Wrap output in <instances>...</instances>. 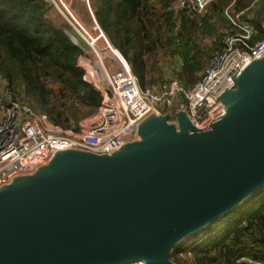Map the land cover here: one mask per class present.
I'll use <instances>...</instances> for the list:
<instances>
[{
	"label": "water",
	"instance_id": "95a60500",
	"mask_svg": "<svg viewBox=\"0 0 264 264\" xmlns=\"http://www.w3.org/2000/svg\"><path fill=\"white\" fill-rule=\"evenodd\" d=\"M255 64L206 130L171 133L167 116L154 115L138 127L145 146L59 152L0 187V264H173L178 240L264 186V70Z\"/></svg>",
	"mask_w": 264,
	"mask_h": 264
},
{
	"label": "trees",
	"instance_id": "16d2710c",
	"mask_svg": "<svg viewBox=\"0 0 264 264\" xmlns=\"http://www.w3.org/2000/svg\"><path fill=\"white\" fill-rule=\"evenodd\" d=\"M232 1L217 0L204 15L176 9L174 0H91V10L139 87L162 82L155 61L160 53L180 62L176 78L190 89L210 57L220 51L223 34L234 32L223 13ZM253 1L235 0V9H247ZM52 8L45 0H0V76L50 123L76 130L82 119L96 112L101 96L82 80L77 66L86 43L68 24L52 17ZM247 21L255 39H261L264 11L255 6ZM152 72L157 77L146 80ZM242 258L264 263V186L174 246L170 255L172 262L185 264H237Z\"/></svg>",
	"mask_w": 264,
	"mask_h": 264
},
{
	"label": "built area",
	"instance_id": "2783aa9c",
	"mask_svg": "<svg viewBox=\"0 0 264 264\" xmlns=\"http://www.w3.org/2000/svg\"><path fill=\"white\" fill-rule=\"evenodd\" d=\"M75 27L96 57L91 60L87 51L77 59L82 70V80L99 92L101 102L96 112L78 123L76 130L62 129L49 122L43 114H36L29 103L12 91L8 81L0 76V187L23 176L33 175L46 166L59 152L79 151L97 156L120 150L127 144L139 140L140 121L149 114L173 117L184 113L196 131L206 130L227 112L221 97L235 90L238 78L254 61L264 57V35L255 39L256 32L247 21L251 18L258 1L249 8L235 9L233 0L225 9L224 16L234 28L225 32L220 51L214 53L200 72L199 80L186 89L176 77L168 84H152L139 87L129 64L120 52L106 39L91 10V0H78L92 18V37L80 25L71 9L73 0H45ZM217 0H174V7L196 15L206 14L209 6ZM264 31V24L262 25ZM74 44V36L66 32ZM98 39H103L111 54L105 57L96 49ZM120 54V59L117 54ZM119 69L111 72L110 67ZM129 264H146L135 261ZM237 264H264L242 258Z\"/></svg>",
	"mask_w": 264,
	"mask_h": 264
},
{
	"label": "rangeland",
	"instance_id": "374dc122",
	"mask_svg": "<svg viewBox=\"0 0 264 264\" xmlns=\"http://www.w3.org/2000/svg\"><path fill=\"white\" fill-rule=\"evenodd\" d=\"M256 6L259 7L262 11H264V0H260L256 4ZM71 9L73 10L74 15H76L75 18L78 20L80 25L83 26V28L87 31V33L89 35H91L92 37H96L98 34H97V32L92 30V28H93L92 18L89 15L86 7L81 2H79L78 0H73ZM51 15H52V17L54 19L58 20L59 22L68 24L69 27L72 28L76 32V29H75L76 26H74L71 21L66 19V17L63 16L54 7L51 10ZM95 46H96V49L99 51V53H101L103 56L110 57L111 54L108 52V50H106L105 43H104L103 39H98ZM84 49L87 51L89 59H91V60H95L96 59V57L94 55V52L90 48L85 47ZM165 59L166 58H162L161 57L160 53H158L156 55V57H155V61H157L158 63H160L162 60H165ZM149 63H151V62L149 61ZM255 65L261 67L264 70V57L259 59V60H257ZM118 69H119V66H116V65L110 67L111 72H114V71H116ZM166 69L167 70L165 72L164 77H165V80H168L169 77H171L173 73L171 72V70H169V67H166ZM251 70H252L251 68L248 69L247 73L251 74V72H252ZM156 77H157L156 73H153V72L150 73V74L148 73L146 75V80H153ZM246 81L247 80H245V82ZM236 98H238V95L237 96H235V95L232 96V95L228 94V95H226V97L224 99L226 101H231V100H235ZM36 114H39V113L36 112ZM158 121L159 120L154 117V114L151 113V114L147 115L144 119H142L140 121V123L145 124V123H153V122H158ZM183 126H186V127L189 128L188 118H187V116L185 114L176 112L174 114V117L165 119V127L171 133H177L178 128L179 127H183ZM131 142H132V137H128L127 138V144H130ZM134 144H135V147L145 146V144L143 142H135ZM26 178L27 179H31L30 177H26ZM185 239H186V237L181 238L180 240H178L174 244V246H176L177 244L181 243ZM173 264H185V263H183L182 261H175V262H173Z\"/></svg>",
	"mask_w": 264,
	"mask_h": 264
},
{
	"label": "crops",
	"instance_id": "0c3cea01",
	"mask_svg": "<svg viewBox=\"0 0 264 264\" xmlns=\"http://www.w3.org/2000/svg\"><path fill=\"white\" fill-rule=\"evenodd\" d=\"M254 11H255V9H254ZM75 33H76V35H78L79 38H81V36L79 35V33L77 31ZM205 44L208 45V46H212V40L211 39H206L205 40ZM159 64H160V69H161L162 82H156L154 84L166 85V84H168L170 79H172L173 77H176L175 73L178 70V68L180 67V62L177 61V60H170V59L166 58L165 60H162ZM166 67H169V70H171V72L173 73L172 76L169 77L168 80H165V77H164L165 72L167 70ZM167 118H171V117H167Z\"/></svg>",
	"mask_w": 264,
	"mask_h": 264
},
{
	"label": "bare ground",
	"instance_id": "6f19581e",
	"mask_svg": "<svg viewBox=\"0 0 264 264\" xmlns=\"http://www.w3.org/2000/svg\"><path fill=\"white\" fill-rule=\"evenodd\" d=\"M117 54V56L120 58V59H122V57H121V55L120 54H118V53H116ZM114 57L116 58V56L114 55ZM116 66H119V63H118V60H117V58H116Z\"/></svg>",
	"mask_w": 264,
	"mask_h": 264
}]
</instances>
